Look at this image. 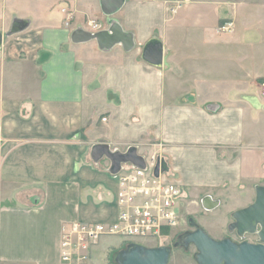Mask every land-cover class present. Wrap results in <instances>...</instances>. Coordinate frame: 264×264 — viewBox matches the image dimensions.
I'll return each instance as SVG.
<instances>
[{
	"label": "crops",
	"instance_id": "0c3cea01",
	"mask_svg": "<svg viewBox=\"0 0 264 264\" xmlns=\"http://www.w3.org/2000/svg\"><path fill=\"white\" fill-rule=\"evenodd\" d=\"M113 22L133 48L72 39ZM152 39L161 65L142 57ZM262 81L264 2L0 0V264H61L64 224L116 220L119 177L95 146L163 156L183 204L252 183L255 198Z\"/></svg>",
	"mask_w": 264,
	"mask_h": 264
},
{
	"label": "water",
	"instance_id": "95a60500",
	"mask_svg": "<svg viewBox=\"0 0 264 264\" xmlns=\"http://www.w3.org/2000/svg\"><path fill=\"white\" fill-rule=\"evenodd\" d=\"M125 0H100L101 9L106 15L119 11ZM75 42L96 39L102 49H110L117 43H122L129 50L134 46L133 34L125 31L118 22H113L107 29L91 32L79 28L72 34ZM143 59L154 65H161L163 61V45L158 39H152L144 46ZM94 150L106 151L112 160L111 171L118 173L123 163H131L145 167L143 155L138 153L137 147L132 146L126 152L110 151L107 147L95 146ZM160 170L167 171V162L163 158L157 165L155 174ZM206 209L212 210L219 206L220 201L206 195L202 199ZM233 221L229 224V231L236 232L242 239L246 234H257L258 242L242 240L236 242L229 237L216 239L202 226H196L193 231L184 232L179 236V245L188 247L194 244L198 252L196 259L199 264H264V185L255 186V198L247 206L240 207L232 213ZM194 223V221H192ZM192 223V224H193ZM171 249L169 246L148 247L138 242L128 244L118 257L119 264H168Z\"/></svg>",
	"mask_w": 264,
	"mask_h": 264
},
{
	"label": "built area",
	"instance_id": "2783aa9c",
	"mask_svg": "<svg viewBox=\"0 0 264 264\" xmlns=\"http://www.w3.org/2000/svg\"><path fill=\"white\" fill-rule=\"evenodd\" d=\"M92 23L95 28L100 27L95 21ZM223 29H226V25ZM260 87L264 92V81ZM162 159L161 155H152L145 158V167L131 163L122 166L117 173L119 189L115 221H74L64 224L60 245L61 264H85L91 248L108 236L160 239L178 226L180 215L177 208L184 191L180 183L168 176V171L160 170L158 175L155 174Z\"/></svg>",
	"mask_w": 264,
	"mask_h": 264
},
{
	"label": "rangeland",
	"instance_id": "374dc122",
	"mask_svg": "<svg viewBox=\"0 0 264 264\" xmlns=\"http://www.w3.org/2000/svg\"><path fill=\"white\" fill-rule=\"evenodd\" d=\"M263 3L264 0H254ZM231 23V24H230ZM226 25V29L223 26ZM234 23L232 17H228L220 23V30L223 32H232ZM184 191V190H183ZM226 196L215 209H206L202 200L183 204L181 199L178 204V213L180 215L178 226L167 232L168 234L162 238H122L119 236H108L100 240V242L91 248L89 259L85 264H119V254L126 249L128 244L132 242H140L148 247L169 246L171 249L168 264H199L196 259L198 252L194 244L188 247L179 245V236L187 231H193L196 226H202L212 237L216 239L222 237L233 238L241 241L242 238L234 232L229 231V224L233 221L232 213L240 206L251 203L254 200V184L252 183L248 191L245 190H227ZM248 194V197H247ZM194 221V223L192 222ZM193 223V224H192ZM250 242L259 240L257 234H246L243 238Z\"/></svg>",
	"mask_w": 264,
	"mask_h": 264
},
{
	"label": "flooded vegetation",
	"instance_id": "af4514ba",
	"mask_svg": "<svg viewBox=\"0 0 264 264\" xmlns=\"http://www.w3.org/2000/svg\"><path fill=\"white\" fill-rule=\"evenodd\" d=\"M237 236H239L236 232H234ZM246 236V235H245ZM240 237V236H239ZM223 238H226V237H222V238H219V239H223ZM241 238V237H240ZM259 238V237H258ZM232 240H234V241H236L235 239H233V238H231ZM243 240V239H242ZM241 240V241H242ZM244 240H246V239H244ZM236 242H238V241H236ZM240 242V241H239ZM258 242V241H257Z\"/></svg>",
	"mask_w": 264,
	"mask_h": 264
},
{
	"label": "bare ground",
	"instance_id": "6f19581e",
	"mask_svg": "<svg viewBox=\"0 0 264 264\" xmlns=\"http://www.w3.org/2000/svg\"><path fill=\"white\" fill-rule=\"evenodd\" d=\"M95 32V31H94Z\"/></svg>",
	"mask_w": 264,
	"mask_h": 264
}]
</instances>
